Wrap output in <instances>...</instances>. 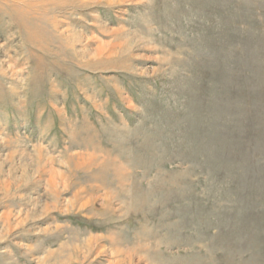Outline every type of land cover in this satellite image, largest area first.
I'll return each instance as SVG.
<instances>
[{
	"label": "rangeland",
	"instance_id": "obj_1",
	"mask_svg": "<svg viewBox=\"0 0 264 264\" xmlns=\"http://www.w3.org/2000/svg\"><path fill=\"white\" fill-rule=\"evenodd\" d=\"M0 264H264V0H0Z\"/></svg>",
	"mask_w": 264,
	"mask_h": 264
}]
</instances>
